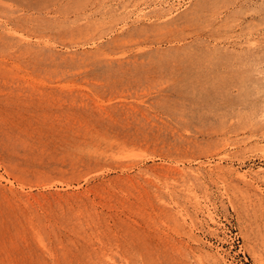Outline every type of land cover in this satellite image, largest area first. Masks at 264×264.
I'll use <instances>...</instances> for the list:
<instances>
[{
	"label": "rangeland",
	"instance_id": "1",
	"mask_svg": "<svg viewBox=\"0 0 264 264\" xmlns=\"http://www.w3.org/2000/svg\"><path fill=\"white\" fill-rule=\"evenodd\" d=\"M0 264H264V0H0Z\"/></svg>",
	"mask_w": 264,
	"mask_h": 264
},
{
	"label": "bare ground",
	"instance_id": "2",
	"mask_svg": "<svg viewBox=\"0 0 264 264\" xmlns=\"http://www.w3.org/2000/svg\"><path fill=\"white\" fill-rule=\"evenodd\" d=\"M7 1V0H6ZM23 1V0H22ZM35 1V0H34ZM4 3V2H3ZM44 3V2H43ZM5 9V8H4ZM39 10V9H38ZM65 17V16H64ZM79 17V16H78ZM57 18V17H56ZM22 19V18H21ZM35 19V18H34ZM46 19V18H45ZM42 20V19H40ZM42 26V25H41ZM68 26V25H67ZM62 27V26H61ZM2 29V28H1ZM21 47V46H20ZM54 67V66H53ZM6 70V69H5ZM33 71V70H32ZM24 72V71H23ZM34 72V71H33ZM53 74V73H52ZM10 78V77H9Z\"/></svg>",
	"mask_w": 264,
	"mask_h": 264
}]
</instances>
